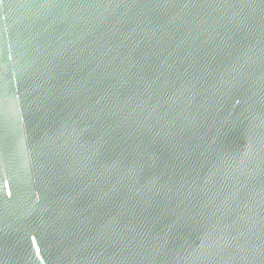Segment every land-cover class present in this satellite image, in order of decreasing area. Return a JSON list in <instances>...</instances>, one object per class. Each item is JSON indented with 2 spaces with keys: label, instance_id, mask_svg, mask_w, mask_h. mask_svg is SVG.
<instances>
[{
  "label": "water",
  "instance_id": "1",
  "mask_svg": "<svg viewBox=\"0 0 264 264\" xmlns=\"http://www.w3.org/2000/svg\"><path fill=\"white\" fill-rule=\"evenodd\" d=\"M0 264H264V0H0Z\"/></svg>",
  "mask_w": 264,
  "mask_h": 264
}]
</instances>
